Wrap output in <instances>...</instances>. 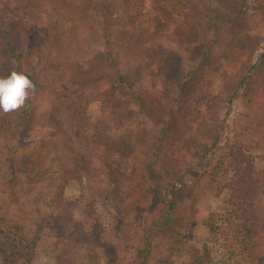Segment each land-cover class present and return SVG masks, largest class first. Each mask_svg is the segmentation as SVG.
I'll use <instances>...</instances> for the list:
<instances>
[{"label": "trees", "instance_id": "obj_1", "mask_svg": "<svg viewBox=\"0 0 264 264\" xmlns=\"http://www.w3.org/2000/svg\"><path fill=\"white\" fill-rule=\"evenodd\" d=\"M25 1L29 2L37 21H34L35 27L25 29L26 35L23 38L18 31L20 5L16 0H0V47H3L5 54L0 62L10 66L2 78L12 71L23 73L35 85V92L21 107L17 119L21 121L13 126L0 124V142L6 144L8 137H17V141L13 142L15 150L20 145L28 147L22 142V122L24 120V126L30 127L52 120L44 109L35 112L37 93L54 80L61 79L62 89L56 96L64 103L72 119L76 137L83 142L81 147L92 146L98 173L106 171L115 184L114 196L122 194L135 204L138 197L126 169L130 149L122 148L117 143L118 139L123 138L119 134L122 131H115L113 121L121 120L131 113L125 92L143 109L155 106L165 99V87L160 84V80L162 76H166L165 85L173 86L174 89L171 104L180 105L182 116L196 118L199 129L194 131V128L188 126L187 130L184 129L186 137L182 143L189 144L192 141V145L187 148L180 143L175 160L169 161L165 168L166 173L161 174L158 168L168 135L166 129L163 134L153 138L151 155L143 162V170L151 181V198L156 205H162L159 220L144 232L141 250L134 263L149 264L160 240L176 232L182 223H189L187 219L183 221L180 217L184 202L193 198L191 189L183 185L184 174L196 167L207 155L209 157L205 148L207 140H215L216 143L220 141L223 105H233L235 100L243 98L246 111L234 123L233 140H227L223 158L211 171L219 192H231L228 211L222 217V225L213 224L210 228L216 238L223 236L226 241L245 252L250 264H259L261 257L264 258V171L261 173L258 170L252 149L257 145L264 147V47H261L263 39L252 35L250 31L264 27V0H204L196 24L201 25L205 34L203 37L193 38L185 31L188 21L176 16H170L166 26L156 33L144 30L143 0H126L129 8H133L132 12H137L133 17L129 8L127 10L120 0ZM84 1H87L89 11L97 16L100 41L93 39L91 31L86 27L87 23L82 19ZM191 1L182 0L181 4L188 8ZM9 2L11 8L4 16L3 9ZM20 2L24 6L25 2ZM40 20H44L45 26L42 35L46 37L49 32L54 31L55 41L50 49L45 43L46 39L36 38L38 33L41 34ZM70 25L71 29L68 28ZM121 44L130 50L150 52L151 57L144 58L138 66L125 67L123 57L120 58ZM235 49L244 51L247 54L246 60L235 76L224 83L217 95L209 96L208 71L220 70ZM159 53L162 55H158ZM34 55L35 60L30 61ZM107 65L112 67L115 77L106 76L104 66ZM174 67L180 69L177 82L167 80ZM153 69H156V73L152 72ZM57 75H66L67 79H58ZM92 102L101 106L102 116L96 123L87 114L88 105ZM200 102L205 103L203 111L196 108ZM124 134L127 135V132ZM132 145V142L127 143L130 148ZM28 166L29 163H26L22 166L26 168L20 170L27 175V181H41L43 171L38 169L36 174L31 173L33 169L30 170ZM4 167L14 171L12 177L15 178V170L18 168L9 159H0V172ZM28 171H31L30 174ZM75 176L83 182L81 175ZM1 184L0 182V197L4 193ZM1 201L3 200L0 199V232L25 237L29 246L19 264H30L40 236L37 234L33 237L25 233L30 223L24 219L34 222L32 219L42 216V213L39 208L34 209L31 219L19 211L17 202L12 207H5ZM82 203L80 200L70 201L60 207L61 227L74 225L70 242L80 247L95 244L112 256L111 264H121L113 247L106 240L99 217L91 209H84L90 215L87 223L74 219V214L82 208ZM65 207H71L70 214ZM136 207H140L139 202ZM37 233L41 234L42 231L37 229ZM200 257V254L196 255V264L212 263L209 249L205 251L203 258Z\"/></svg>", "mask_w": 264, "mask_h": 264}, {"label": "rangeland", "instance_id": "obj_2", "mask_svg": "<svg viewBox=\"0 0 264 264\" xmlns=\"http://www.w3.org/2000/svg\"><path fill=\"white\" fill-rule=\"evenodd\" d=\"M23 1L25 2L24 6L20 0H16V3L20 5L18 8L20 11L18 15L20 19L18 22L20 26L18 27L20 29L18 31L20 33H17L24 38L25 29L35 27L34 21H37V18L29 2ZM87 1L93 2L94 0ZM87 1L82 3V14H84L82 19L87 23L86 27L91 31L93 39L100 41V25H98L97 16L89 11ZM181 1L143 0L145 19L142 25L143 29L156 33L166 26L170 16H176L188 21L185 31L190 37H203L204 30H202L201 25L196 23L204 0H192L188 8H184ZM120 2H124L128 10L130 6L126 0H120ZM10 8L11 3L9 2L3 9L4 16L7 15V10ZM132 10L133 8L128 10L132 14L131 17L137 14ZM25 15L26 17H24ZM43 22L44 20L39 21L41 34L38 33L36 38L46 39L45 43L50 49L55 41H53L54 31L49 32L46 37L42 35L45 30ZM68 28L71 29V25ZM250 32L252 35H258L263 39L261 47H264V27ZM119 52L122 53L120 58L123 57L125 67L138 66L144 58L151 57L150 52L130 50L124 44L119 46ZM49 55L51 56L50 53ZM158 55L161 56L162 53ZM4 57L3 47H0V61ZM246 58L247 54L244 51L235 49L231 58L225 61L220 70L208 71L209 96L218 94L224 83L239 71ZM33 60H35V55L30 58V61ZM9 67L8 63L2 64L0 62V78L5 76ZM104 68L108 78L115 77L111 66L107 65ZM152 72L156 73V69H153ZM178 72H180L178 67L172 68L167 80L177 82ZM56 77L67 79L66 75H57ZM165 77L162 76L161 83L158 81L165 87V99L157 102L155 106L143 109L125 92L124 96L128 101L127 106L131 113L121 120L113 121L115 131H122L119 134L123 138L118 139L117 143L122 148L130 149V152L127 153L129 156L126 169L138 197V200L134 201L135 204L122 194L114 196L115 184L106 171L98 173L96 155L94 156V152L91 151L92 146L81 147L83 142L78 141L76 137L72 119L68 115L64 103L56 96L62 89L61 79L59 81L54 80L51 85L37 93L35 112L38 113V109H44L52 120H47L43 124L36 123L30 127L24 126V120L22 122L21 134L24 137L22 142L28 147L20 145L18 146L19 149L15 150L16 147L13 142L17 141V137H8L6 144L0 142L2 144L0 159H9L18 168L15 170V178L12 177L14 171L8 167H4L0 172L1 189L4 192L0 197L3 200L1 201L2 206L12 207V204L17 202L19 211L30 216V218L31 212L36 208H39L42 213V216L39 217H35V214L32 213L35 219H31L34 222L28 218L24 219L30 223V227L25 233L33 237L37 234L40 236L30 264H111L112 256L95 244L80 247V245L70 242L74 225L69 224V227H61L59 215L62 214V211L60 207L67 202L78 200L83 202L82 208L76 210L74 219L83 220V224L87 223L90 215L84 209H91L99 217L100 223L104 227L106 240L113 247L119 262L121 264L135 263L141 250L144 232L151 224L159 220L162 209V205H156L151 198L149 193L151 181L143 170V162L151 155L152 140L156 135L163 134L164 129L168 131L161 161L158 164L162 174L163 172L166 173L165 168L169 165V161L175 160L176 149L180 150V143L187 148L192 145V141L189 144L182 143L186 137L184 129L187 130V126L194 128V131L199 129L196 118L182 116L180 105L171 104L170 99L174 89L173 86L165 85ZM158 82L157 85H160ZM204 106L205 103L200 102L196 108L203 111ZM245 111L246 106L243 98L235 100L233 105H223L222 125L219 127L220 141L216 143L215 140H207L205 148L209 157L207 155L196 167L184 174L183 185L185 188L191 189L193 198L184 202V210H182L180 217L183 221L187 219L189 223H182L176 232L170 233L160 240L149 264H196V255L200 254L203 258L207 249L212 253L211 264L251 263L245 252L226 241L223 236L216 238L210 228V225L213 224L222 225L221 223L224 221L222 217L227 214L231 194L229 190L219 192L217 184L211 177V171L223 158L225 143L228 139L229 141L233 140L232 128L234 123L238 122ZM20 113L21 108L8 113L0 111V124L16 125L17 122L21 121V119L17 120ZM87 114L96 123L102 116L100 104L90 103ZM125 132L127 135L124 134ZM121 141L122 143H120ZM130 142L133 144L132 148L127 146V143ZM252 154L255 157L258 170L263 173L264 147L261 145L254 146ZM26 163H29L28 168L30 167V170L33 169L32 172L28 171L29 174L30 172L36 174L38 169L43 171L44 176L41 181H27V175L20 172L21 169L26 168H22ZM75 174L81 175L80 177L84 178L83 182L79 181ZM138 202L140 207L137 208L136 203ZM65 209L68 210L69 214L71 213V207H65ZM37 229L42 233H37ZM28 246L29 242L24 236H16L14 233L5 231L0 232V264H19ZM204 260L206 261V259ZM259 264H264L263 257H261Z\"/></svg>", "mask_w": 264, "mask_h": 264}, {"label": "clouds", "instance_id": "obj_3", "mask_svg": "<svg viewBox=\"0 0 264 264\" xmlns=\"http://www.w3.org/2000/svg\"><path fill=\"white\" fill-rule=\"evenodd\" d=\"M35 85L23 73L12 71L5 78H0V111L8 113L23 107Z\"/></svg>", "mask_w": 264, "mask_h": 264}]
</instances>
